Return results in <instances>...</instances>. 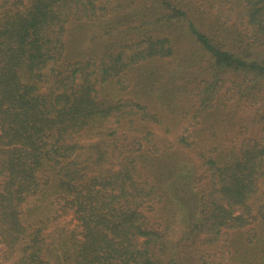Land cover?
<instances>
[{
  "label": "trees",
  "instance_id": "trees-1",
  "mask_svg": "<svg viewBox=\"0 0 264 264\" xmlns=\"http://www.w3.org/2000/svg\"><path fill=\"white\" fill-rule=\"evenodd\" d=\"M136 1L0 0V264H264V112L256 136L198 138L229 78L223 99L234 89L233 103H264V0H200L207 15L215 2L225 10L209 30L195 0H147L154 19ZM179 34L208 57L210 78L198 88L181 79L179 127L203 128L172 151L149 144L177 125L125 91L136 67L180 62ZM167 199L178 211L154 226L146 205ZM62 212L79 235L50 230ZM206 238L230 241L229 257L196 254Z\"/></svg>",
  "mask_w": 264,
  "mask_h": 264
},
{
  "label": "rangeland",
  "instance_id": "rangeland-1",
  "mask_svg": "<svg viewBox=\"0 0 264 264\" xmlns=\"http://www.w3.org/2000/svg\"><path fill=\"white\" fill-rule=\"evenodd\" d=\"M195 3L197 8L196 11L198 12L195 13V16H197L196 21L199 26L205 30H209L208 28L211 26V20L216 23V20L211 18L213 17V13L214 15H216L217 12H219V14L221 13L220 15L225 13V10H223L220 5L215 2L213 3L214 5L212 10L207 9V12L210 14L207 15L206 13H203L202 1L195 0ZM132 8H135L136 10L138 9L137 11H140V13L143 14V17H145L146 14L149 15L148 18L150 19H154L155 17H152L154 11H151L149 8H147V0H137L135 6L133 5ZM177 36L183 37L182 40L178 41V46H180L178 61L180 62H164L162 64L151 63L148 66H146V64H142V67H136L130 74L131 82L128 81L129 87L125 91L129 98L140 100L139 102H142L145 105L148 104L152 108H156V106H158V117L166 118L177 125L176 129H173V131L170 133L165 132L160 127H158V129L155 131L156 138L153 137L152 144H149L151 147H168L172 151L177 145L176 139L182 134L188 136L190 132H193L199 136L202 132H200V130L203 128L201 120V123H197V125H191L190 121L184 120V127H179L181 124L178 121L176 112L182 111L184 108L188 107L186 106V100L182 96V87L180 86L182 85L183 81L181 79H187L193 82L195 88H198L199 86H205L203 83V78H210L208 57L204 55L199 46L187 39L183 34H179ZM184 42L187 44H184ZM159 66L161 67L160 70L163 69V66L165 71L168 69L162 77H158ZM148 68H151V71L154 75L153 78H151L147 72L144 71ZM229 80L228 82L224 83L225 87L219 93L217 108L213 112L218 116H213L211 124L212 129L206 131L203 136L198 137L199 140H206V138L211 135L210 144H223L225 146H229L230 140L234 138H240L242 140V137L244 136L258 135L259 129L253 120L260 112H264V103L262 102L257 106L258 112L256 108L247 107L248 105L246 104L240 105L236 102L233 103L232 99H234V97L232 94H234V89L233 91L228 92L227 96L223 99L227 88L230 86L233 88L235 87L231 84L232 78H229ZM245 86L248 85L245 84ZM176 88H178V91ZM165 100L168 102L166 103ZM209 120L210 119L206 118V127L209 126ZM216 120L218 121L215 123V125H213V121ZM203 121L205 122L204 119ZM188 127H190L189 132L187 131ZM213 133H215L216 138L212 136ZM181 155L185 156V159H183V165L190 164L196 168L195 161L198 156L195 153H188L185 151ZM188 161L191 162L188 163ZM168 200L169 199L162 202H153V206L156 209L154 212L149 211V209L152 207L151 203L146 205V212L154 226L158 227L164 223L168 225V223L174 219V214L176 211H178V206H176L175 203H170ZM56 227H66L69 230L76 232L78 235L82 232L80 223L74 216L73 212L59 213L57 220L52 223L50 230ZM170 230L171 232L168 235L169 240L166 245L168 248L165 247V250L163 251L164 253H168L167 258H169L168 256L171 254V250L173 248L172 243L179 239L182 228L180 224L176 222ZM231 246V242L224 238L219 240L217 244L209 242V239L206 238L198 241L195 247V253L200 254V257H206L209 262H212V260L221 261V258H223L222 256L224 254L226 257H229ZM2 249L3 247L0 246V253L2 252Z\"/></svg>",
  "mask_w": 264,
  "mask_h": 264
}]
</instances>
